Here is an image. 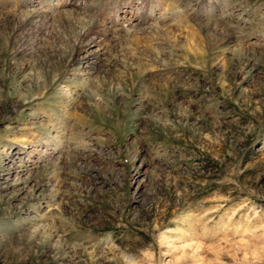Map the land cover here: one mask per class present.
<instances>
[{
	"label": "rangeland",
	"instance_id": "374dc122",
	"mask_svg": "<svg viewBox=\"0 0 264 264\" xmlns=\"http://www.w3.org/2000/svg\"><path fill=\"white\" fill-rule=\"evenodd\" d=\"M0 264H264V0H0Z\"/></svg>",
	"mask_w": 264,
	"mask_h": 264
},
{
	"label": "bare ground",
	"instance_id": "6f19581e",
	"mask_svg": "<svg viewBox=\"0 0 264 264\" xmlns=\"http://www.w3.org/2000/svg\"><path fill=\"white\" fill-rule=\"evenodd\" d=\"M123 15L125 14L124 17H120V19H122L123 23V26L125 28V31L127 33H130L132 32L131 31V27H133L135 24L133 23V20H135L134 18L132 19V16L129 15V13L131 12V10H129L127 12V9H125L123 11ZM46 13V12H45ZM44 12H40V13H37V17L42 19V20H45L47 19L48 15L49 14H45ZM127 15V16H126ZM137 19H138V22H137V25H141V23L145 20V18L143 17H140V15L137 13ZM8 20V19H7ZM13 20V19H12ZM23 20V19H22ZM23 26V25H22ZM95 26V31L96 33L99 35V36H102L103 38L107 37V36H110V37H113L114 35H112L114 32L113 30H111L108 26L104 25V23H101V24H96L94 25ZM34 27V26H33ZM19 28V27H18ZM26 28L25 26L23 27V29ZM13 29V28H12ZM158 29V28H157ZM21 30V29H20ZM91 30V29H90ZM160 30V29H159ZM93 31V29H92ZM13 32V31H12ZM17 32V31H16ZM91 31H86V35L88 33H90ZM94 32V31H93ZM158 32V30H157ZM84 33V32H83ZM95 33V34H96ZM84 34V35H85ZM94 34V33H93ZM83 35V36H84ZM95 36V35H94ZM86 37V36H84ZM101 37V38H102ZM116 37V36H115ZM128 37V36H127ZM88 38V37H87ZM100 38V37H99ZM139 38V37H138ZM135 39V37H133L132 39L130 38H122V37H119V40L121 41L120 44L121 45H124V49H126V53L130 52L128 51L129 49L131 50L132 53H135L134 51V47H132V42L133 40ZM229 39V38H228ZM220 42V41H219ZM82 45V44H81ZM95 46V47H94ZM78 47V46H77ZM94 47V49L92 48ZM219 47V46H218ZM80 48V47H79ZM79 60H78V63H79V66L80 68H78V70H81V72H84L86 73V71H90L92 68H94V64L96 63V59L97 60H101L102 56L105 54L104 52V48L102 47V44H101V41H95V38H91L89 37L87 39V42H84L83 46L81 49H79ZM218 50V49H217ZM218 52V51H217ZM93 58V60H92ZM219 58V57H218ZM77 62V61H76ZM99 63V62H97ZM156 64V63H155ZM76 65V64H75ZM77 66V65H76ZM164 66V65H163ZM159 68V67H158ZM165 68V67H164ZM141 69V65H138V70ZM120 75L118 76L119 78V81L121 80L123 83L127 82V78L125 77L124 73L121 71V73H119ZM71 75V74H70ZM88 76V75H86ZM113 94L114 95H117L116 93L117 92V89L114 88L113 90Z\"/></svg>",
	"mask_w": 264,
	"mask_h": 264
}]
</instances>
